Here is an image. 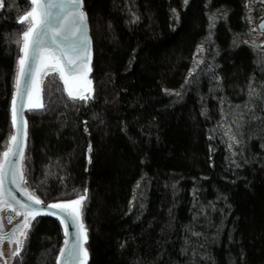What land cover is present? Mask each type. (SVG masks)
<instances>
[{
	"label": "trees",
	"instance_id": "1",
	"mask_svg": "<svg viewBox=\"0 0 264 264\" xmlns=\"http://www.w3.org/2000/svg\"><path fill=\"white\" fill-rule=\"evenodd\" d=\"M0 8V158L20 17ZM246 0H83L92 96L47 76L30 108L25 185L46 203L82 202L88 264H264V59L246 42ZM203 63L189 75L195 54ZM254 90L255 95H250ZM224 109L238 143L230 153ZM63 228L35 217L12 264H56Z\"/></svg>",
	"mask_w": 264,
	"mask_h": 264
},
{
	"label": "snow or ice",
	"instance_id": "2",
	"mask_svg": "<svg viewBox=\"0 0 264 264\" xmlns=\"http://www.w3.org/2000/svg\"><path fill=\"white\" fill-rule=\"evenodd\" d=\"M187 2V0H185ZM82 4V0H30L31 9L25 15L19 18L17 21L21 24H26L27 27L22 32L20 40L17 42L21 44V51L23 56L18 60V74L15 82L16 86V96H26L28 87L33 83L31 74L26 71V66L31 63L35 65L37 62L46 66V62L51 61L53 71L58 72L60 79L63 80L64 84L68 86L71 81L82 80L87 85L91 84V81L87 79V73L85 72V65L90 63V58L85 59L81 54L87 51L88 37L86 32L82 33L80 36L76 35V30L74 27L69 26L67 23H60L61 20H65L70 13L75 12V17L73 19V25L77 22L80 25H84L86 21V15L79 11ZM4 7L3 0H0V8ZM58 9L56 13L50 11L51 9ZM264 28V23L260 25ZM45 37H47V44ZM66 42V43H65ZM90 71V68L88 69ZM191 75V73L189 74ZM38 86V82H36ZM23 86V91H22ZM90 92V88L87 89ZM250 95H255L254 90L250 92ZM68 96L72 99L86 100L90 98L86 95L74 94L69 87ZM43 107L42 104H31L30 108ZM12 123L16 127L18 123V112H17V100L16 98L12 101ZM22 123V130H18L17 134L12 135L10 143L16 145L22 142V138L27 136V121L20 118ZM233 143H238L235 136L229 137ZM232 145L229 144V148ZM3 159L5 163H11L9 160L10 156L16 155L12 148H8L7 151L3 152ZM0 172H3V166L0 165ZM16 170L13 169V176H15ZM4 176L7 173H3ZM22 178V177H21ZM15 182V180H13ZM3 184V178L0 177V186ZM85 195L80 196L78 199L67 201L64 203H53L47 205L43 210H29L27 213H17V215H24L25 219L23 222L16 226V230L13 233L15 237L16 232L20 236H26L24 229L30 227V220L35 219L36 215H40L41 212L47 215H57L61 219V223L64 224L65 235L71 237V247L69 248V240H65V247L60 251V257L65 256L67 251L68 257L75 264H87V250L83 249L79 241L81 237L84 241L87 240V232L84 228L83 223L80 221V208L82 202L86 199ZM30 201L34 204H42L39 198L25 192L24 193ZM3 192L0 191V196ZM23 208L28 209V205H22ZM48 209H58L59 213L55 211H48ZM62 214V216L60 215ZM66 218V219H65ZM66 220L71 221L73 225L76 226L78 231L69 233V227L71 226ZM11 222V221H9ZM2 227V225H0ZM8 237L7 233L0 236V240ZM10 243H16L18 245L23 244L18 237L13 239L8 237ZM20 254V249L18 248L12 253L13 257H18ZM3 253L0 252V256ZM82 257V259H81ZM7 264V262H6ZM59 264V261H58Z\"/></svg>",
	"mask_w": 264,
	"mask_h": 264
},
{
	"label": "water",
	"instance_id": "3",
	"mask_svg": "<svg viewBox=\"0 0 264 264\" xmlns=\"http://www.w3.org/2000/svg\"><path fill=\"white\" fill-rule=\"evenodd\" d=\"M56 2H58V0H56ZM50 11H52L53 13H56L58 11V9H51ZM79 11H82L85 15H86V21L84 25H80L78 22L76 25H73V19L75 17V12H72L69 14V16L65 19V20H61L60 23H67L69 26L74 27V29L76 30V35L80 36L82 33L86 32V35L88 37V46H87V51L82 53L81 55L85 57V59H89L90 58V63L85 65V72L87 73V79L91 81L90 85H87L86 83H84L82 80H75V81H71L70 84L68 86H66L65 84V88L67 90H69V87L71 88L72 91H78V89H83V91L86 94H91L93 92V87H94V83L92 82V63H93V38L91 36V27L89 24V16H87L86 10H85V6L83 5V0H82V4L79 8ZM264 23V20H262L258 27L259 30L264 31V28H261L260 25ZM45 41H46V47H48L47 44V37H45ZM66 43V42H65ZM23 56V53H22ZM52 63L51 61L46 62V66L42 65L41 63L37 62L35 65H33L31 63V60L29 61V64L26 66V71H28L31 74L32 77V84L28 87L27 89V95L26 96H20L17 97L16 96V86H15V90L13 93V99L16 98L17 100V112H18V123L17 126L14 127L13 126V134L15 135L17 134L18 130H22V123L20 118L22 117L23 120L27 121V136L26 138H22V142L13 145L10 143L8 148H12L13 152L16 153V155L10 156L9 160L11 161V163H5L4 159H3V155L0 158V165L3 166V172H0V177L3 178V184L2 186H0V191L3 192V195L0 196V210H4L7 208H10L12 211L16 212V213H27L29 210H43L46 208L47 205L53 204V203H64L67 201H62V202H51V203H46L44 202L41 198H39L37 195H35L29 187H27V185H25V174H24V167H23V158L25 156V151H26V146L28 143V119L26 118V112L30 109V105L31 104H36L37 101L40 98V91H41V84H40V77H41V72L46 68V67H52ZM90 68V71H88V69ZM16 74H18V69L16 71ZM16 79H17V75H16ZM16 82V80H15ZM36 82H38V86L36 84ZM63 82V80H62ZM64 83V82H63ZM90 88V92L87 91V89ZM22 91H23V86H22ZM12 99V101H13ZM11 108H12V103H11ZM8 150V149H7ZM6 150V151H7ZM13 169L16 170L15 172V176H13L12 172ZM3 173H7L6 176L3 175ZM22 177V178H21ZM13 180H15V182H13ZM25 192L39 198L41 201H43L42 204H34L32 201H30L28 199V197L24 194ZM75 200V199H73ZM22 205H28L29 208L25 209L22 207ZM48 211H55L57 213H59L58 209H48ZM80 221L83 223L84 225V217L82 215V210L80 208ZM62 216V214H60ZM55 217L59 220L61 227L63 228V244L60 248L63 249L65 247V240H69V248L71 247V237L70 236H66L65 235V230H64V224L61 223V219L58 218L57 215H47V214H43V212H41L40 215H36L35 217ZM25 219L24 215H20L19 220L12 223L10 226H8V228H3L0 227V236H2L4 233L8 234V237H12L13 239H15L16 237L19 238V233L16 232L15 237H13V233L16 230V226L21 224L23 222V220ZM31 218L29 217V220ZM66 219V218H65ZM67 223H69L71 226L69 227V233H73L74 231H78V229L76 228L75 225L72 224L71 221L66 220ZM84 228L86 229V226H84ZM87 232V229H86ZM8 237H5L3 240H0V252H2V248H1V242L3 241H9ZM87 242H88V237L87 240L84 241L83 238L81 237L79 243L82 246L83 249L87 250V264L89 262V249L87 248ZM3 253V252H2ZM82 259V257H81ZM57 263L59 261V264H75V262L71 261L70 258L68 257L67 251L65 252V256L63 258L60 257V252L58 254L57 257Z\"/></svg>",
	"mask_w": 264,
	"mask_h": 264
},
{
	"label": "rangeland",
	"instance_id": "4",
	"mask_svg": "<svg viewBox=\"0 0 264 264\" xmlns=\"http://www.w3.org/2000/svg\"><path fill=\"white\" fill-rule=\"evenodd\" d=\"M246 8V19H248V24H249V33H248V38L246 39V42H248L254 50L259 52L260 58L264 59V31L259 30V23L264 20V0H246L245 4ZM20 57H22V51L20 49ZM195 59L192 63V69H191V74L197 73V71L200 69L201 64L203 63L204 55H203V48L200 47L198 51L195 54ZM18 58V60H19ZM18 60H17V69H18ZM17 71V70H16ZM41 77H40V84H41V91H40V98L37 101L36 104H42L43 101V95H42V90L44 88V82L47 78V76L51 75L53 76L54 74L59 75L58 72L53 71L52 67H46L42 72H41ZM66 89V88H65ZM66 92L68 93V90L66 89ZM74 94L77 95H86L91 97V94H86L83 89H78V91H73ZM224 114L222 115V131L224 132V137H225V142H227L228 149L232 155H235L234 150L237 146V143H233L229 137L235 136L236 140L238 141V135L237 131L235 130V125H234V120L228 117V112L227 110L224 109ZM8 144L5 147L4 151L5 152L9 145H10V139L8 140ZM229 144L232 145L231 148H229ZM24 158H23V167H24ZM81 210H82V205H81ZM20 215H17L16 212L12 211L10 208L0 210V225H2L3 228H8L12 223L16 222L19 220ZM11 221V222H9ZM33 219H30V227L32 225ZM30 227L24 229L26 232V236H20L19 239L23 241L22 246L18 245L16 243H10L9 241H3L1 242V248L3 255L0 256V264H12L11 262L16 258L13 257L12 253L15 252L18 248L20 249V253L22 252L21 250L23 249L26 238L28 236V233L30 231ZM20 255V254H19ZM44 255V254H43ZM42 255L41 260L39 261L40 264H44V256Z\"/></svg>",
	"mask_w": 264,
	"mask_h": 264
}]
</instances>
